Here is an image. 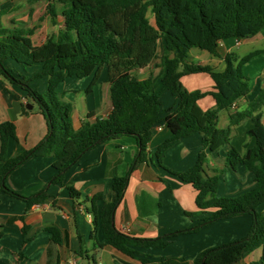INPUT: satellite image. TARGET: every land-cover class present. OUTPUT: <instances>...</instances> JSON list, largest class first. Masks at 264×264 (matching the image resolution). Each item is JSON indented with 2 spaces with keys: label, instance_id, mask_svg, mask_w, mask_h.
I'll return each mask as SVG.
<instances>
[{
  "label": "trees",
  "instance_id": "1",
  "mask_svg": "<svg viewBox=\"0 0 264 264\" xmlns=\"http://www.w3.org/2000/svg\"><path fill=\"white\" fill-rule=\"evenodd\" d=\"M37 1L47 2V16L53 24L59 15L63 17V28L38 46L32 40L34 29L3 28L1 17L8 10L1 11L0 77L26 92L27 100L36 104L44 116L48 133L33 149L6 160L8 143L16 138V126L13 122L0 123V191L24 200L28 207L44 203L50 197L47 190L27 197L10 189L6 181L29 158L53 155L56 174L51 183L66 187L71 197L78 199L81 194L74 186L65 183L67 170L97 145L131 137L137 142L138 153L125 176L113 177L116 199L105 203L101 210L97 202L102 196L89 200L94 216L93 239L100 228L107 244L135 258L139 249H164L178 235L195 233L223 219L250 215L252 224L245 237L205 250L192 264H237L258 249L263 251L264 264V213L258 211L264 204V87L246 109L233 110L237 102L250 93L244 66L264 50H255L243 57L226 54L223 71L189 60L192 49L219 56L222 41H243L258 35L264 28V0H31ZM161 42L167 55L162 87L157 92L153 76L139 79L135 72L157 59ZM6 60L14 61L25 70L35 66L41 69L31 76H15L5 67ZM103 69L108 75L112 111L106 117L96 118L94 113H89L81 127L75 130L72 105L63 100L58 88L67 78L83 79L94 75L92 84L85 91L89 94ZM201 73L210 75L213 90H187L181 82L182 77ZM44 77L48 78V88L45 94H41L30 83ZM165 93L175 99L172 108H163ZM207 96L214 98L216 108L204 111L199 101ZM223 110L232 111L230 124L219 129L217 116ZM246 119L253 121L248 136L255 140V145L244 154L232 147L225 161L233 169L243 165L253 174L256 185L237 197H219V179L206 170V151L216 152L230 144L233 128ZM163 126L170 130L171 137L162 142L155 153L162 167L170 147L195 133L202 136L203 149L195 166L185 172L169 171L195 188L196 205L200 211L213 210V213L194 227L158 238L132 237L117 229L115 211L131 173L148 161L154 130ZM47 231L51 233L53 243H60L57 229L48 228ZM95 246L103 247L104 244L97 242ZM140 260L143 264H191L184 258Z\"/></svg>",
  "mask_w": 264,
  "mask_h": 264
},
{
  "label": "crops",
  "instance_id": "2",
  "mask_svg": "<svg viewBox=\"0 0 264 264\" xmlns=\"http://www.w3.org/2000/svg\"><path fill=\"white\" fill-rule=\"evenodd\" d=\"M14 2L11 0L0 4V12L8 10V13L1 17V25L6 29H34L32 40L35 45H43L48 37L58 34L63 28L64 19L61 15L56 24L47 16L46 1H29L31 6L22 3V12L13 8ZM42 3L44 23L35 25L36 6ZM150 20L153 22V17ZM261 42L264 43V28L248 40L222 41L218 49L219 56L197 48L192 49L189 60L193 64L211 66L217 71H223L226 54H237L236 48ZM162 50L163 60L160 57ZM255 50H264V46ZM166 55L161 42L157 59L150 66L135 72L139 79L153 76L157 92L161 90L162 78L165 75ZM262 57L264 53L254 57L244 66V73L249 78L250 93L239 100L233 110L246 109L264 87V60L252 70V74L247 72V67L257 59H264ZM4 64L15 76H31L41 69L40 66H35L25 70L12 60H6ZM93 80L94 75L83 79L67 78L58 88L63 100L72 105L75 130L81 127L89 113H94L96 118L106 117L112 111L106 69L102 70L92 92L85 93ZM181 82L189 91L206 92L212 91L214 87L212 78L206 73L186 75L182 77ZM30 85L39 93L45 94L48 78L34 80ZM168 94L165 93L162 97V101L165 98L167 103L164 109L172 108L175 104V99L167 96ZM26 95L19 85L11 84L0 77V123L13 122L16 126V138L10 139L8 143L6 160H12L33 149L48 133L44 116L39 113L36 104L27 100ZM30 104L32 109L28 108ZM199 106L204 111L213 110L216 108V102L213 97L207 96L199 101ZM25 110L29 112L25 113ZM231 112L223 110L218 113L216 124L219 129L229 126ZM262 112L264 123V107ZM253 126L251 119L244 120L233 128L230 144L216 152L206 151V170L209 175L219 179V197H237L256 185L253 174L247 172L243 165H237L233 169L225 161L232 147L244 154L255 145V140L248 136V131ZM169 137L171 132L165 126L154 130L149 144L148 161L141 163L131 173L124 196L116 208L115 225L119 231L129 236L158 238L194 227L204 217L213 213V210L200 211L196 205L195 188L169 171L185 172L195 166L203 149L202 136L195 133L170 147L162 167L158 164L155 153L160 144ZM137 153V142L131 137L106 141L85 153L65 173V183L74 186L81 194L78 199L72 198L66 187L51 183L56 174L53 155L31 157L15 169L6 181L10 189L27 197L47 190L50 197L42 204L28 207L24 200L0 191V264H143L140 260L142 258L152 261L184 258L192 264L205 250L236 241L248 234L252 216H237L208 224L195 233L178 235L164 249H139L135 258L107 244L100 228L93 239L94 216L89 200L102 196L97 202L99 210L105 203L113 202L117 197L113 189V177L125 176ZM258 211L264 213V204ZM187 213L193 215L189 216ZM48 228L58 230L60 243H53ZM97 242L104 246H95ZM262 254V249H258L237 264H262Z\"/></svg>",
  "mask_w": 264,
  "mask_h": 264
},
{
  "label": "rangeland",
  "instance_id": "3",
  "mask_svg": "<svg viewBox=\"0 0 264 264\" xmlns=\"http://www.w3.org/2000/svg\"><path fill=\"white\" fill-rule=\"evenodd\" d=\"M8 1H11V0H0V4H6ZM14 1L15 2H14V5H13V8L19 10L20 12H22L21 6H24V4L26 6V3H28L31 6V4H30L31 0H14ZM22 3H24V4H22ZM42 16H44V4L43 3L42 4H38L36 6V13H35V16H34L35 25H43L44 17L42 19ZM149 16L152 19V16L151 15H149ZM32 19L33 18H31V20ZM263 46H264L263 42L258 43V44H256V43L255 44H253V43L252 44H246V45H243L240 48H236L235 52L243 57L244 55L248 54L249 52H251V51H253L255 49H259L260 47H263ZM160 57L162 58V60L164 59L163 50L160 51ZM262 58H264V57H262ZM261 60H264V59H257V61H254V63H251V65H249V67H247V72L249 74L250 73L252 74V70L260 63ZM167 96H171V95L168 94ZM171 98H172V96H171ZM163 102H164L163 108H165V105L167 104L165 98H164Z\"/></svg>",
  "mask_w": 264,
  "mask_h": 264
},
{
  "label": "water",
  "instance_id": "4",
  "mask_svg": "<svg viewBox=\"0 0 264 264\" xmlns=\"http://www.w3.org/2000/svg\"><path fill=\"white\" fill-rule=\"evenodd\" d=\"M28 108H29V109H32V108H33V106L30 104V105H28Z\"/></svg>",
  "mask_w": 264,
  "mask_h": 264
},
{
  "label": "built area",
  "instance_id": "5",
  "mask_svg": "<svg viewBox=\"0 0 264 264\" xmlns=\"http://www.w3.org/2000/svg\"><path fill=\"white\" fill-rule=\"evenodd\" d=\"M160 128H161V127H160ZM160 128H159V129H160Z\"/></svg>",
  "mask_w": 264,
  "mask_h": 264
}]
</instances>
